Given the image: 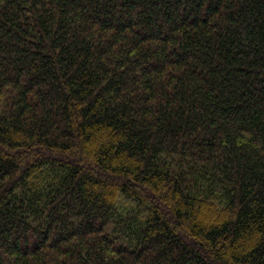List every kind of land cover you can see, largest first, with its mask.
Returning a JSON list of instances; mask_svg holds the SVG:
<instances>
[{
  "label": "trees",
  "instance_id": "trees-1",
  "mask_svg": "<svg viewBox=\"0 0 264 264\" xmlns=\"http://www.w3.org/2000/svg\"><path fill=\"white\" fill-rule=\"evenodd\" d=\"M0 264H264V0H0Z\"/></svg>",
  "mask_w": 264,
  "mask_h": 264
}]
</instances>
